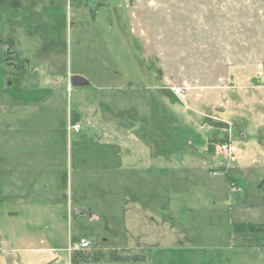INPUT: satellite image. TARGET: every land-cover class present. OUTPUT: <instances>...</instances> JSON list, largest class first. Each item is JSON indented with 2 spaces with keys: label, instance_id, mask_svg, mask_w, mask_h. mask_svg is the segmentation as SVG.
Masks as SVG:
<instances>
[{
  "label": "rangeland",
  "instance_id": "1",
  "mask_svg": "<svg viewBox=\"0 0 264 264\" xmlns=\"http://www.w3.org/2000/svg\"><path fill=\"white\" fill-rule=\"evenodd\" d=\"M250 224L264 0H0V264H264Z\"/></svg>",
  "mask_w": 264,
  "mask_h": 264
},
{
  "label": "built area",
  "instance_id": "2",
  "mask_svg": "<svg viewBox=\"0 0 264 264\" xmlns=\"http://www.w3.org/2000/svg\"><path fill=\"white\" fill-rule=\"evenodd\" d=\"M174 92L176 95L182 97L186 93V89H174ZM80 124L70 125L69 126V132H79L80 131ZM223 150L230 154V152L233 151V148L230 146V144L226 143L223 145ZM90 247V242L85 238H80L77 242L70 243L68 247L69 253H76L80 252L82 250H85Z\"/></svg>",
  "mask_w": 264,
  "mask_h": 264
},
{
  "label": "trees",
  "instance_id": "3",
  "mask_svg": "<svg viewBox=\"0 0 264 264\" xmlns=\"http://www.w3.org/2000/svg\"><path fill=\"white\" fill-rule=\"evenodd\" d=\"M76 123V122H74ZM238 233H248V232H256V231H263L264 232V226L263 225H256V224H250V225H243L241 227L237 226L235 229ZM79 238L73 239L74 242H77ZM103 256V255H102ZM110 260L115 261V262H127L129 261L128 258L122 257L121 255L118 254H113Z\"/></svg>",
  "mask_w": 264,
  "mask_h": 264
},
{
  "label": "water",
  "instance_id": "4",
  "mask_svg": "<svg viewBox=\"0 0 264 264\" xmlns=\"http://www.w3.org/2000/svg\"><path fill=\"white\" fill-rule=\"evenodd\" d=\"M72 83L74 86H88L89 85L88 80H86L82 76H78V75H76L72 78Z\"/></svg>",
  "mask_w": 264,
  "mask_h": 264
}]
</instances>
